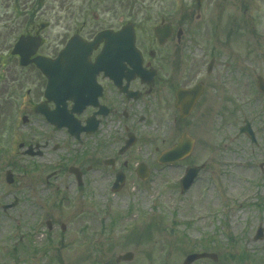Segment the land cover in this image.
Segmentation results:
<instances>
[{
    "label": "rangeland",
    "instance_id": "obj_1",
    "mask_svg": "<svg viewBox=\"0 0 264 264\" xmlns=\"http://www.w3.org/2000/svg\"><path fill=\"white\" fill-rule=\"evenodd\" d=\"M49 4L0 0V57H7L6 49L32 26L58 18L48 14ZM226 7L224 15H218L226 30L215 38L205 36L204 47L216 55L217 72L232 83L217 98H209L205 113L179 126L180 136L189 132L196 141L194 152L166 167L153 163L148 182L127 172V185L116 194L98 172H87L82 188L67 177L47 183L55 168L51 163L61 155L72 158L74 150L56 155L44 150L40 158L24 155L20 143L44 144L49 136L42 117L28 108L39 101L42 80L38 70L21 69L15 58L3 60L0 207L19 203L7 213L0 208V264H117V258L130 251L135 260L120 264H184L189 253L203 249L218 254V264H264V240L254 239L258 227L264 228V95L256 87L258 77L264 80V0H227ZM39 11L45 14L36 19ZM59 32L53 26L46 31L45 53L56 49ZM245 119L253 124L257 145L246 135L238 136ZM141 133L154 140L163 132L145 127ZM157 145L162 152L160 143L149 144L138 156L149 152L150 160L157 157ZM201 165L205 170L183 194L181 177L188 167ZM8 170L14 184L6 181ZM48 220L57 224L54 233L47 230Z\"/></svg>",
    "mask_w": 264,
    "mask_h": 264
},
{
    "label": "flooded vegetation",
    "instance_id": "obj_2",
    "mask_svg": "<svg viewBox=\"0 0 264 264\" xmlns=\"http://www.w3.org/2000/svg\"><path fill=\"white\" fill-rule=\"evenodd\" d=\"M45 1L52 5L48 14L58 18L52 23H39L23 33L42 38L37 55L57 60L73 39L85 52L86 44L101 35L99 46L88 56V70L74 66L76 71L59 74L58 79L62 81L55 92L58 98L53 99L47 96L48 78L40 75V99L28 106L36 111L42 104L46 114L60 109L67 112L65 124H78L82 133L76 140L66 128L59 131L47 123L48 131L54 130L57 134L49 136L45 144L47 150L56 155L68 148L63 136L77 143L83 149L82 155L73 162L83 178L87 172L106 170L111 175H104V183H113L122 172L127 185L130 177L127 172L133 171L140 181L137 170L142 164L149 167L154 162L157 165L158 156L150 160L149 152L141 157L138 152L143 153L142 149L149 144L153 147L160 143L164 146L162 152L173 147L180 139L179 126L193 120L198 113H205L210 106L209 98L214 95L217 98L232 83V79L225 80L217 72L216 55L206 53L204 47L205 36L212 38L220 26L224 28V18L220 20L218 15L227 11V0ZM36 14L37 19L45 12ZM52 26L61 32L54 39L56 49L45 53L46 31ZM102 53L105 58L100 60ZM192 89H199L201 96L190 117L182 120L177 106L178 93ZM87 127L91 131L82 129ZM145 127L157 128V133L162 129L161 138L148 140V136L141 133ZM159 148V145L154 148L156 154L161 151ZM60 161L59 168L52 172L55 180L67 176L69 169L63 157ZM48 226L51 233L58 230L57 224ZM61 229L65 233L67 226L64 224ZM216 255V259L203 261L218 264Z\"/></svg>",
    "mask_w": 264,
    "mask_h": 264
},
{
    "label": "water",
    "instance_id": "obj_3",
    "mask_svg": "<svg viewBox=\"0 0 264 264\" xmlns=\"http://www.w3.org/2000/svg\"><path fill=\"white\" fill-rule=\"evenodd\" d=\"M39 44L40 42L36 38L23 37L21 41L16 45L13 53L19 54L22 57V60H23L22 65L25 66V64H28L27 57L32 54L31 51L28 52L29 46L31 45V47L35 48V50L37 51ZM26 54H28V56ZM36 62L39 68L45 67V65L43 66V63L40 62L39 60H36ZM47 72L50 73L49 70H47ZM261 85L264 91L263 81H261ZM178 95H179L178 106H180L181 113H182L181 117L187 118L190 112L192 111L193 107L195 106L194 104L196 103L198 97L200 96V93L199 92L196 93L195 90H191L187 92L185 91L180 92ZM241 133H247L248 135L252 137L253 140H255V135L252 133L250 124H248L247 127L242 128ZM182 138L183 139L178 143V145L175 148H173L172 150H169L166 154H164V156L161 158V162H164V163L165 162L168 163V161L174 162V161H178L181 158L189 156V154L193 150L192 147H193L194 142L190 138H187L186 135H184ZM29 153L31 154V152ZM200 171H201L200 169H196V168L189 169L187 175L182 179L183 190H188L191 187V185L195 182V179L200 173ZM8 178L10 182L13 181V178H11V174H9ZM263 233H264L263 229L260 228L259 233L256 237V240H258L259 238L262 239ZM132 257H133V254L130 253V254L120 257L119 260L123 259L125 261H130L133 259ZM202 257L203 256L194 255V257H190L186 261V264L193 263L196 259L202 258Z\"/></svg>",
    "mask_w": 264,
    "mask_h": 264
}]
</instances>
